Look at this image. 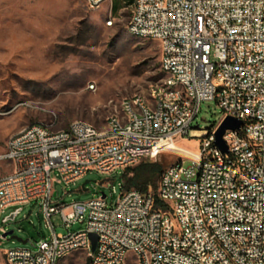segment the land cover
<instances>
[{"label": "built area", "instance_id": "1", "mask_svg": "<svg viewBox=\"0 0 264 264\" xmlns=\"http://www.w3.org/2000/svg\"><path fill=\"white\" fill-rule=\"evenodd\" d=\"M106 1L83 0L89 10ZM130 4L126 30L159 42L164 77L147 96L122 99L102 128L76 119L57 130L29 124L7 137L0 163L11 170L0 173V214L39 200L50 234L31 247L6 249V264H57L77 250L89 264H125L129 252L137 264H264V0ZM207 100L223 116L197 150L169 147L188 134ZM14 108L0 106V115ZM226 116L241 124L224 131L223 152L214 132ZM166 151L179 159L163 168L155 193L126 189L121 179L108 205L105 194L67 203L53 189L56 181L64 187L89 171L111 174ZM53 215L67 229L86 225L56 232ZM4 232L0 226V239ZM90 232L97 235L93 251Z\"/></svg>", "mask_w": 264, "mask_h": 264}, {"label": "rangeland", "instance_id": "2", "mask_svg": "<svg viewBox=\"0 0 264 264\" xmlns=\"http://www.w3.org/2000/svg\"><path fill=\"white\" fill-rule=\"evenodd\" d=\"M130 10V0H107L96 10H89L83 0H0V106L3 110L15 107L0 115V153L7 137L29 124L43 123L57 130L80 119L102 128L119 110L122 99L147 96L150 85L164 77L159 42L127 32ZM222 116L214 100L201 101L188 134L177 140L176 151L195 152L202 136ZM178 159L179 155L166 151L148 160L165 167ZM9 170L11 165L0 163V173ZM124 171L107 175L89 171L64 187L56 181L53 189L58 191L57 198L67 203L105 194L110 205L120 193ZM52 177L56 179L54 173ZM85 180L86 190L81 187ZM156 186L157 182L147 189L155 193ZM17 208L20 211L15 217L5 220ZM51 221L55 231L62 233L86 225L85 221L75 222L67 229L58 215ZM0 226L28 239L26 243L11 235L0 239L1 264H6V249L31 247L32 242L50 234L39 200L6 208L0 214ZM57 264H89V260L84 251L77 250ZM125 264H137L131 252Z\"/></svg>", "mask_w": 264, "mask_h": 264}, {"label": "trees", "instance_id": "3", "mask_svg": "<svg viewBox=\"0 0 264 264\" xmlns=\"http://www.w3.org/2000/svg\"><path fill=\"white\" fill-rule=\"evenodd\" d=\"M163 168L162 165L148 159L141 160L134 166L126 167L121 174L123 187L126 189L135 188L141 192H146L148 186L155 187V183Z\"/></svg>", "mask_w": 264, "mask_h": 264}, {"label": "water", "instance_id": "4", "mask_svg": "<svg viewBox=\"0 0 264 264\" xmlns=\"http://www.w3.org/2000/svg\"><path fill=\"white\" fill-rule=\"evenodd\" d=\"M241 121L237 118L231 117V116H226L224 117V119L219 123V125L217 126L215 132H214V143L221 149V151L225 152L227 151V146L224 142V140L222 139V135L224 133V131L226 129H238L240 127ZM88 182V180H85L81 187L82 189L86 190L85 188V183ZM53 195H55V192L53 193ZM104 195V194H103ZM13 218V213H10L5 220L7 219H12ZM7 235H11V238H15L18 241H21L22 243H26L28 242V239H22L20 237H17L15 235H12V230H8L6 232L3 233V236H7ZM89 239L91 242V250L93 251L96 247V242H97V235L94 232H90L89 233Z\"/></svg>", "mask_w": 264, "mask_h": 264}, {"label": "bare ground", "instance_id": "5", "mask_svg": "<svg viewBox=\"0 0 264 264\" xmlns=\"http://www.w3.org/2000/svg\"><path fill=\"white\" fill-rule=\"evenodd\" d=\"M169 147H173L174 150H177L179 148L178 145H176L173 141L168 143ZM191 153V151H189Z\"/></svg>", "mask_w": 264, "mask_h": 264}]
</instances>
